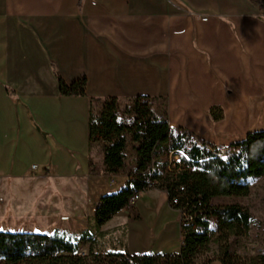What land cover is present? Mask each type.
I'll list each match as a JSON object with an SVG mask.
<instances>
[{
	"label": "crops",
	"instance_id": "crops-1",
	"mask_svg": "<svg viewBox=\"0 0 264 264\" xmlns=\"http://www.w3.org/2000/svg\"><path fill=\"white\" fill-rule=\"evenodd\" d=\"M78 1L0 0V180L38 170L48 182L73 178L93 224L74 234L100 241L115 217L94 225L111 177L98 167L101 148L95 157L89 146V99H159L170 129L225 150L260 131L251 112L264 113V9L248 0ZM55 73L67 84L85 78L87 97H61ZM141 223L138 236L150 242L129 254H165L174 241L161 237L152 251L158 235Z\"/></svg>",
	"mask_w": 264,
	"mask_h": 264
},
{
	"label": "trees",
	"instance_id": "trees-1",
	"mask_svg": "<svg viewBox=\"0 0 264 264\" xmlns=\"http://www.w3.org/2000/svg\"><path fill=\"white\" fill-rule=\"evenodd\" d=\"M264 9V0H248ZM81 0L78 1L80 6ZM61 97H87L86 80L70 84L55 73ZM12 94L10 90H7ZM12 96V95H11ZM89 146L103 154L102 175L120 176L125 168L128 140L135 144V168L125 187L100 197L94 225L100 228L129 206V200L152 185L166 194L169 205L180 213L181 246L178 254L94 251L96 235L79 234L73 242L52 234L0 232V262L4 264H264V255L249 262L232 251L231 239L249 228L250 212L237 204L217 206L216 198L248 196L253 179L264 178V130L251 132L225 150L186 129H170L167 111L147 96L119 99L90 98ZM162 104L160 105L161 108ZM157 110V111H158ZM209 111L213 121L222 116ZM171 155V157H170ZM176 159V160H174ZM91 168L94 164L90 163ZM176 200L177 203L172 205ZM216 220L218 250L209 252L213 238L210 221ZM55 235V236H54ZM88 245V253L82 247ZM210 254V255H209ZM206 256L202 261L199 259Z\"/></svg>",
	"mask_w": 264,
	"mask_h": 264
},
{
	"label": "rangeland",
	"instance_id": "rangeland-1",
	"mask_svg": "<svg viewBox=\"0 0 264 264\" xmlns=\"http://www.w3.org/2000/svg\"><path fill=\"white\" fill-rule=\"evenodd\" d=\"M153 109L159 112V105L155 104ZM160 109L162 110V107ZM251 115L256 119L254 122L257 128L264 130V113L257 114L252 111ZM135 146L128 140L125 168L120 176L109 179L108 185L100 190V196L115 193L125 187L128 174L135 168ZM95 149V157H97L100 150L98 146ZM98 167H103L102 151ZM84 195L83 192L80 195L78 191L73 190V178L60 177L56 180L51 178L48 182L47 174L41 170L35 173L29 172L21 178L9 177L4 181L0 180V232L52 234L53 231H57L62 234L57 236L73 242L80 236L75 235V232L86 228L93 229L91 217L86 215L87 202L85 203ZM213 204L217 206L237 204L246 208L251 214L252 222L242 236L231 239L232 251L246 262L264 255V178L251 180L248 196L216 198ZM156 208H159L158 211ZM142 221L146 223L151 235H154V232L158 235L155 241L153 240L152 251H156L160 243L158 240L162 237V243H164L163 239L174 242L162 245L160 252L165 254L178 252V244L181 243L180 213L169 205L163 191L159 189H150L124 212L116 215L104 229L100 241L97 240L92 248L94 251L102 252L137 251L139 247L150 242L149 239L138 236L141 235L139 226ZM133 225L138 228H136L137 235L131 236ZM210 227L213 235L209 246L211 254L219 248L216 220L210 221ZM88 247V245L83 246L81 252L87 254ZM205 257L199 260L202 261ZM0 264L4 263L0 262Z\"/></svg>",
	"mask_w": 264,
	"mask_h": 264
},
{
	"label": "built area",
	"instance_id": "built-area-1",
	"mask_svg": "<svg viewBox=\"0 0 264 264\" xmlns=\"http://www.w3.org/2000/svg\"><path fill=\"white\" fill-rule=\"evenodd\" d=\"M170 157H171V155H170ZM37 167L34 165V166H32L31 167V170H35ZM152 185H149L148 187H146L145 189H143V190H141V191H139L138 193H136L130 200H129V205H131V204H134L139 198H140V196H142V195H146L147 193H148V191L150 190V189H152ZM177 203V201L176 200H174L173 202H172V205H175Z\"/></svg>",
	"mask_w": 264,
	"mask_h": 264
}]
</instances>
